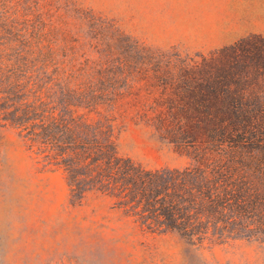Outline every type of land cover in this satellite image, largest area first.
I'll return each instance as SVG.
<instances>
[{
	"label": "rangeland",
	"instance_id": "rangeland-1",
	"mask_svg": "<svg viewBox=\"0 0 264 264\" xmlns=\"http://www.w3.org/2000/svg\"><path fill=\"white\" fill-rule=\"evenodd\" d=\"M255 26L264 0H0V34L30 39L17 37L25 64L110 69L119 154L147 169L186 166L174 140L205 138L203 124L197 136L153 125L186 114L191 98L259 101L249 109L264 128V34L244 33ZM212 30L224 37L210 41ZM0 264H264V239L193 246L145 230L99 192L72 199L63 170L0 118Z\"/></svg>",
	"mask_w": 264,
	"mask_h": 264
},
{
	"label": "trees",
	"instance_id": "trees-1",
	"mask_svg": "<svg viewBox=\"0 0 264 264\" xmlns=\"http://www.w3.org/2000/svg\"><path fill=\"white\" fill-rule=\"evenodd\" d=\"M17 37L30 42L19 31L0 34V118L63 170L72 199L99 192L145 230L172 232L193 246L264 239V128L249 109L259 101L194 97L186 114L153 116L156 129L169 120L174 128L190 124L196 136L203 124L205 138L174 140L177 151L190 157L186 166L147 169L119 154L117 82L105 75L110 69L39 59L27 65Z\"/></svg>",
	"mask_w": 264,
	"mask_h": 264
},
{
	"label": "crops",
	"instance_id": "crops-1",
	"mask_svg": "<svg viewBox=\"0 0 264 264\" xmlns=\"http://www.w3.org/2000/svg\"><path fill=\"white\" fill-rule=\"evenodd\" d=\"M244 33H260V34H264V26L263 28H259V27H252L251 30H246L244 31ZM210 34L212 35L211 40L213 42H217L219 41V39H221L222 37H224V35L218 31V30H212L210 31Z\"/></svg>",
	"mask_w": 264,
	"mask_h": 264
}]
</instances>
